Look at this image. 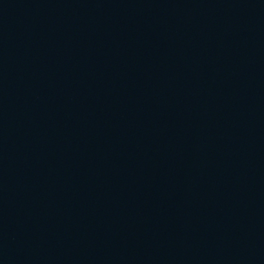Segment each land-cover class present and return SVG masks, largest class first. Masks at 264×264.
<instances>
[{
    "label": "water",
    "instance_id": "obj_1",
    "mask_svg": "<svg viewBox=\"0 0 264 264\" xmlns=\"http://www.w3.org/2000/svg\"><path fill=\"white\" fill-rule=\"evenodd\" d=\"M0 264H264V0H0Z\"/></svg>",
    "mask_w": 264,
    "mask_h": 264
}]
</instances>
